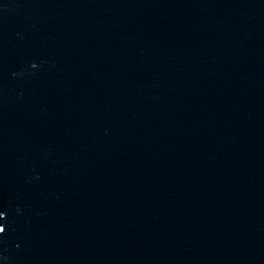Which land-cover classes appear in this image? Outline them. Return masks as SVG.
I'll return each mask as SVG.
<instances>
[{
  "label": "water",
  "instance_id": "obj_1",
  "mask_svg": "<svg viewBox=\"0 0 264 264\" xmlns=\"http://www.w3.org/2000/svg\"><path fill=\"white\" fill-rule=\"evenodd\" d=\"M0 264H264V0H0Z\"/></svg>",
  "mask_w": 264,
  "mask_h": 264
},
{
  "label": "snow or ice",
  "instance_id": "obj_2",
  "mask_svg": "<svg viewBox=\"0 0 264 264\" xmlns=\"http://www.w3.org/2000/svg\"><path fill=\"white\" fill-rule=\"evenodd\" d=\"M5 216V212L0 210V218H3ZM4 229H3V226H0V232H2Z\"/></svg>",
  "mask_w": 264,
  "mask_h": 264
}]
</instances>
